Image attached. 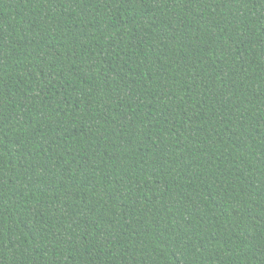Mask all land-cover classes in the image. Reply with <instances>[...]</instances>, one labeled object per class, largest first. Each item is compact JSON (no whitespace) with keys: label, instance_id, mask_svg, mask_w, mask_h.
Returning a JSON list of instances; mask_svg holds the SVG:
<instances>
[{"label":"trees","instance_id":"obj_1","mask_svg":"<svg viewBox=\"0 0 264 264\" xmlns=\"http://www.w3.org/2000/svg\"><path fill=\"white\" fill-rule=\"evenodd\" d=\"M0 264H264V0H0Z\"/></svg>","mask_w":264,"mask_h":264}]
</instances>
